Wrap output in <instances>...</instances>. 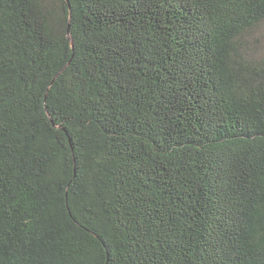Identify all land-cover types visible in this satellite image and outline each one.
<instances>
[{
  "label": "trees",
  "instance_id": "trees-1",
  "mask_svg": "<svg viewBox=\"0 0 264 264\" xmlns=\"http://www.w3.org/2000/svg\"><path fill=\"white\" fill-rule=\"evenodd\" d=\"M262 23L264 0H0V264H264Z\"/></svg>",
  "mask_w": 264,
  "mask_h": 264
},
{
  "label": "rangeland",
  "instance_id": "rangeland-1",
  "mask_svg": "<svg viewBox=\"0 0 264 264\" xmlns=\"http://www.w3.org/2000/svg\"><path fill=\"white\" fill-rule=\"evenodd\" d=\"M250 34L249 45L251 49H254L247 55L252 58H259L264 54V23L253 29Z\"/></svg>",
  "mask_w": 264,
  "mask_h": 264
}]
</instances>
